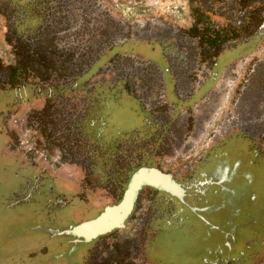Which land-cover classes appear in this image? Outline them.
Listing matches in <instances>:
<instances>
[{
	"label": "flooded vegetation",
	"instance_id": "flooded-vegetation-1",
	"mask_svg": "<svg viewBox=\"0 0 264 264\" xmlns=\"http://www.w3.org/2000/svg\"><path fill=\"white\" fill-rule=\"evenodd\" d=\"M195 4L194 27L164 14L131 20L112 0H0V96H12L0 133L37 173L25 193L70 186L85 218L68 230L117 206L140 169L173 184L141 185L120 228L70 236L86 245L77 264H173L164 242L193 200L207 204L202 264H264V0ZM210 17L223 22L213 33ZM122 99L140 123L107 142V102ZM233 166L251 184L234 199L223 191Z\"/></svg>",
	"mask_w": 264,
	"mask_h": 264
},
{
	"label": "rangeland",
	"instance_id": "rangeland-1",
	"mask_svg": "<svg viewBox=\"0 0 264 264\" xmlns=\"http://www.w3.org/2000/svg\"><path fill=\"white\" fill-rule=\"evenodd\" d=\"M112 1L116 2L118 12H120L119 9H122L131 20L146 14L156 16L164 14V17L173 18L181 26H190L194 25L198 18L193 12L196 5L195 0ZM209 19L206 23L210 27V33H213L211 29L215 26L219 28L222 26L223 22L213 17ZM223 26L225 27V24ZM1 33L2 30H0V44H2ZM149 54L152 57H157L153 53ZM5 95L8 98L12 97L9 93L0 96V115L7 109L5 107L8 98L4 97ZM107 105L111 106L110 109L107 108L104 115L107 120V129L101 133V137L104 139L106 137L107 142L118 140L125 133L138 127L140 118L131 111L132 105L129 104V101L122 99L115 106H113V102H107ZM14 122H11L9 127L17 126V122L15 126ZM22 123L23 121L19 126ZM2 124L0 120V131ZM20 138H23L22 141L27 144L26 138L21 133ZM6 144L7 138L0 133V264H77L86 245H71V237L58 235V232L64 231L68 224L78 223L79 220L85 218L80 212L82 210L79 209L78 199L74 196L70 186L56 185L53 182V198L46 199L31 192L26 194L24 186L28 185L27 180L37 173L34 169L21 164L20 159L6 152L4 149ZM232 168L231 177L224 180L225 190L223 191L234 199L238 198L243 191L249 194L251 184L248 176H242L240 167L233 166ZM51 176L45 175L46 178H51ZM238 178L242 179L240 190L234 185ZM215 188L218 190L217 186L213 184L208 187L209 190ZM246 193L244 194L246 195ZM193 204H195L196 210L187 216V220L179 228L174 230L171 239L164 242L166 243L164 247L176 257L173 264H202V258L205 257V250L199 245L205 226L199 215L207 217L204 216L207 213H204L207 204L195 200H193ZM88 209L89 212H92V209ZM45 248L47 251H43ZM161 254L160 251V259L169 263V258H162Z\"/></svg>",
	"mask_w": 264,
	"mask_h": 264
},
{
	"label": "water",
	"instance_id": "water-1",
	"mask_svg": "<svg viewBox=\"0 0 264 264\" xmlns=\"http://www.w3.org/2000/svg\"><path fill=\"white\" fill-rule=\"evenodd\" d=\"M141 185L160 188L167 192L173 190V184L170 182L169 176L163 175L154 169H140L138 173L132 176L128 188L124 192L123 199L117 206L106 207L97 218L80 223L68 230L60 231L58 235H69L89 242L114 228H120L121 223L131 211L135 193Z\"/></svg>",
	"mask_w": 264,
	"mask_h": 264
},
{
	"label": "trees",
	"instance_id": "trees-1",
	"mask_svg": "<svg viewBox=\"0 0 264 264\" xmlns=\"http://www.w3.org/2000/svg\"><path fill=\"white\" fill-rule=\"evenodd\" d=\"M201 21H202V20H200V18H199V19H196V20H195V23H194V27H195L197 24H199ZM208 30H209V28H208ZM209 31H210V30H209Z\"/></svg>",
	"mask_w": 264,
	"mask_h": 264
}]
</instances>
